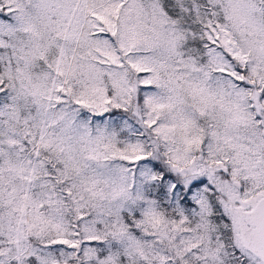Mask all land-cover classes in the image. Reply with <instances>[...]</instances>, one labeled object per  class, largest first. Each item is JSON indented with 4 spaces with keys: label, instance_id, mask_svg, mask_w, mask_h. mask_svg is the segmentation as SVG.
I'll use <instances>...</instances> for the list:
<instances>
[{
    "label": "snow or ice",
    "instance_id": "1",
    "mask_svg": "<svg viewBox=\"0 0 264 264\" xmlns=\"http://www.w3.org/2000/svg\"><path fill=\"white\" fill-rule=\"evenodd\" d=\"M0 264H264V0H0Z\"/></svg>",
    "mask_w": 264,
    "mask_h": 264
}]
</instances>
